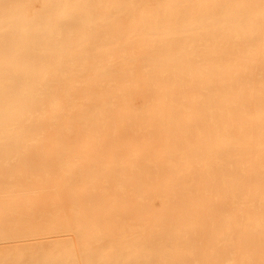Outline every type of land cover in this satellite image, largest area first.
Instances as JSON below:
<instances>
[{
    "label": "bare ground",
    "instance_id": "bare-ground-1",
    "mask_svg": "<svg viewBox=\"0 0 264 264\" xmlns=\"http://www.w3.org/2000/svg\"><path fill=\"white\" fill-rule=\"evenodd\" d=\"M0 264H264V0H0Z\"/></svg>",
    "mask_w": 264,
    "mask_h": 264
},
{
    "label": "rangeland",
    "instance_id": "rangeland-1",
    "mask_svg": "<svg viewBox=\"0 0 264 264\" xmlns=\"http://www.w3.org/2000/svg\"><path fill=\"white\" fill-rule=\"evenodd\" d=\"M10 183H12V181L10 182ZM34 194V193H33ZM31 193L30 192H22L21 194H20V199L24 202V203H27L28 204V202L30 201V199H31ZM9 203H12V198H10L9 200ZM26 209H27V207H26ZM25 209V210H26Z\"/></svg>",
    "mask_w": 264,
    "mask_h": 264
}]
</instances>
